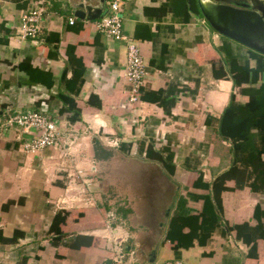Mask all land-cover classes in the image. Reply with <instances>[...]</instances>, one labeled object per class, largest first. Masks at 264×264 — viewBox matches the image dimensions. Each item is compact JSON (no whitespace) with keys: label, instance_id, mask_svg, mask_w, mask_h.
Here are the masks:
<instances>
[{"label":"crops","instance_id":"crops-1","mask_svg":"<svg viewBox=\"0 0 264 264\" xmlns=\"http://www.w3.org/2000/svg\"><path fill=\"white\" fill-rule=\"evenodd\" d=\"M118 1L148 72L134 104L125 44L74 15L99 0H47L34 40L17 37L34 0H0V122L36 111L62 136L30 154L19 127H0V264L129 251L142 264H264V55L213 30L197 0ZM105 180L132 203L115 208ZM106 223L126 235L118 249Z\"/></svg>","mask_w":264,"mask_h":264},{"label":"built area","instance_id":"built-area-1","mask_svg":"<svg viewBox=\"0 0 264 264\" xmlns=\"http://www.w3.org/2000/svg\"><path fill=\"white\" fill-rule=\"evenodd\" d=\"M47 0H34L31 10L23 12L20 16L17 37L20 40L36 39L40 30V21L47 12ZM120 14V1L109 2L108 12L101 18L94 19L93 24L97 31L106 36L122 41L126 46V59L121 69V74L125 78L128 90V104H134L141 100V88L145 83L148 74L146 64L143 61L138 43L132 36L124 32L123 20ZM69 24L74 23V17L68 18ZM16 126L20 132L16 135V140L20 141V149L25 153L34 154L47 147H57L62 137L54 120L36 112L13 110L4 122H0V127ZM36 131V135H34ZM106 141V140H105ZM114 147L118 146L117 139L107 140ZM81 170L77 171V178L81 176ZM109 223L99 230L104 232L108 240L115 243L116 249L126 240V235L118 232L112 234ZM114 236V237H113ZM109 264H142L133 251H129L127 257L123 254L113 256ZM161 264H182L178 260H168Z\"/></svg>","mask_w":264,"mask_h":264},{"label":"water","instance_id":"water-1","mask_svg":"<svg viewBox=\"0 0 264 264\" xmlns=\"http://www.w3.org/2000/svg\"><path fill=\"white\" fill-rule=\"evenodd\" d=\"M108 0L98 5L80 3L74 15L94 20L107 12ZM210 27L219 34L264 55V0H197Z\"/></svg>","mask_w":264,"mask_h":264},{"label":"rangeland","instance_id":"rangeland-1","mask_svg":"<svg viewBox=\"0 0 264 264\" xmlns=\"http://www.w3.org/2000/svg\"><path fill=\"white\" fill-rule=\"evenodd\" d=\"M112 169H113L112 172L116 171L115 174H117L121 171L126 173V171L130 170L129 167L127 165H124V164L114 165L112 167ZM137 170H138V168H137ZM109 171H111V170H109ZM105 172L107 173L108 171L106 170ZM128 182L130 184L135 183L132 180H129ZM105 183L107 184L106 189L109 190V195H111V196H109V199L112 200V204L115 203V206H114L115 208H117L118 206H120V208H121V206H124L125 204H127L128 201H130L132 203L131 198L129 196L126 197V193L121 188H119L118 190H115V189L112 190L113 187L111 184H109V180L108 181L105 180ZM120 184H123V183H120ZM122 210L125 212L127 209H124V207H122ZM118 215L122 218L125 217V216H122L120 213H118ZM125 215H126V213H125ZM129 217H132V216H129ZM129 222H130V220H129Z\"/></svg>","mask_w":264,"mask_h":264},{"label":"trees","instance_id":"trees-1","mask_svg":"<svg viewBox=\"0 0 264 264\" xmlns=\"http://www.w3.org/2000/svg\"><path fill=\"white\" fill-rule=\"evenodd\" d=\"M200 13V12H199ZM255 55H258V56H263L262 54H260V53H258V52H256V51H252ZM96 149H97V147H96ZM245 167V166H244ZM217 206V205H216ZM58 238H59V236L57 237H55V238H53V244H56V241L58 240Z\"/></svg>","mask_w":264,"mask_h":264}]
</instances>
